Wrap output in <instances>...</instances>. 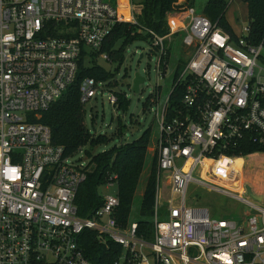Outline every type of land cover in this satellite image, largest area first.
I'll return each instance as SVG.
<instances>
[{
	"label": "built area",
	"instance_id": "1",
	"mask_svg": "<svg viewBox=\"0 0 264 264\" xmlns=\"http://www.w3.org/2000/svg\"><path fill=\"white\" fill-rule=\"evenodd\" d=\"M137 12L130 0H0V264H90L79 244L84 229L121 247L113 264H264V205L244 194L243 163L235 165L243 156L237 152L264 145V45L246 40L248 24L245 35L233 37L191 6L168 12L162 35L138 27L156 49L158 75L167 69L174 35L191 51L155 112L152 238L117 221L116 192L100 195L91 217L77 214L88 161L72 162L74 154L65 156L48 126L32 118L66 93L80 59L89 62L117 24L138 26ZM103 84L84 77L81 101ZM179 85L182 95L170 107ZM118 91L109 96L113 106ZM113 184L116 175L104 186ZM162 184L169 195L160 220ZM191 184L233 197L247 211L240 220L211 217L207 208L186 204Z\"/></svg>",
	"mask_w": 264,
	"mask_h": 264
},
{
	"label": "trees",
	"instance_id": "2",
	"mask_svg": "<svg viewBox=\"0 0 264 264\" xmlns=\"http://www.w3.org/2000/svg\"><path fill=\"white\" fill-rule=\"evenodd\" d=\"M193 1L187 0L186 3L188 6H192ZM130 2L138 9V26L129 23L117 24L99 50L91 53L89 62L80 59L75 83L60 99L47 109L40 111L39 116L32 119L48 126L52 143L62 146L65 156H71L81 148H85L84 153L89 159V169L75 197L77 214L81 217H91L94 210L102 204V198L97 192V188L103 185L110 176L116 175V193L119 199V205L115 210L117 221L124 227L129 223H135L138 235L143 236L145 239H151L153 236L152 217L156 197L157 151L152 156L150 169L136 210V217L131 218L133 198L143 170L144 159L151 137L150 129L144 130L136 139L129 142L120 140L121 142L118 145H113L108 150L93 154L90 151L93 144L96 142L103 143L107 138L104 136L105 134L93 136L85 126L84 103L80 99L79 92V84L84 77L93 78L95 82H108L110 88L116 85V81L111 80L113 75H110L101 65L97 64L95 58L100 53L106 52L109 55V61L121 63L124 58V50L128 44L136 40L150 41V35L144 31H139V26L152 29L162 35L167 31L166 14L183 5L176 4L177 0H141L139 2L130 0ZM243 2L247 6V24L249 27L246 40L255 45L259 43L264 45V0H243ZM226 7L225 0H206L201 13L211 21L217 22L234 37V32L225 18ZM169 55L170 48H167L164 57L166 62H168ZM186 62L187 59L184 58L176 62L172 86L179 70ZM182 92L183 88L180 85L173 89L170 95V107L178 103ZM116 95L117 105L114 107L126 111L129 100L126 98L125 93L118 91ZM152 97L154 96L151 95L146 104L150 102L149 100ZM116 136L119 138L122 136L121 124ZM87 143L88 147H85ZM237 153L243 156L264 153V145L251 144ZM237 160L241 164L244 162L243 158ZM250 185L253 184L250 181L246 182L245 179L243 182L244 194L249 199L264 205V194L262 195L260 191H257L256 187L252 190ZM262 197L263 199H261ZM79 244L83 256L90 264H113L114 259L121 251V247L112 241L108 242L107 245L98 241L96 232L91 229L82 231Z\"/></svg>",
	"mask_w": 264,
	"mask_h": 264
},
{
	"label": "rangeland",
	"instance_id": "3",
	"mask_svg": "<svg viewBox=\"0 0 264 264\" xmlns=\"http://www.w3.org/2000/svg\"><path fill=\"white\" fill-rule=\"evenodd\" d=\"M139 1L141 0H134V2ZM186 1L184 0L185 5H187ZM205 1H193L192 8L196 13L202 11V6ZM225 1L227 3L225 16L230 21L235 35H245V32L242 33V30L247 26L248 22L246 3L243 0ZM165 44L167 45V41ZM168 47L170 48V55L164 75H158L156 71L158 54L148 40H136L128 44L124 50V58L121 63L106 60L98 55L95 58V62L101 65L110 75H113L111 80H115L117 84L110 88L108 82H104L103 86L101 85V90H97L95 97L84 104V123L87 129L93 136L105 134L104 136L107 138L103 143L96 142L93 144L90 149L93 154L108 150L113 145H118L121 142L120 140L129 142L136 139L144 130L147 128L150 129L151 137L149 146L133 198L131 209L132 219L136 217V210L150 169L152 156L156 152V137L158 134V124L155 117L156 108H161L164 99L170 91L176 62L179 59H188L191 54V51L182 45L179 35H176L172 39ZM140 54H142V57L138 59ZM260 63L262 62L260 61ZM262 66L264 67V63ZM136 72L145 78L144 82L139 85L138 92H134L131 89L132 79ZM117 90L124 92L126 98L129 100L126 111L118 110L108 100L111 92ZM151 95L154 97L146 104ZM156 95H158V100L155 98ZM120 124L122 125V136L119 138L116 135L119 131ZM85 147H88V143ZM84 149L82 148L80 151H77L70 160L74 163H86L89 161L84 153ZM242 158L244 160L241 172L242 182L245 179L246 182L250 181L255 185H250V188L254 190V187H256L257 191H260L263 195L264 153H258L252 156L245 155ZM116 189V184L108 187H105L103 184L97 188V192L100 195L114 194ZM168 195L167 185L162 184L160 200H163V202L159 208L160 220H163L165 218L163 215H166V205L163 203H165L164 199ZM237 195L240 194L237 193ZM185 202L194 207L207 208L211 217L240 220L247 211L246 207L233 197L193 184L188 187Z\"/></svg>",
	"mask_w": 264,
	"mask_h": 264
},
{
	"label": "water",
	"instance_id": "4",
	"mask_svg": "<svg viewBox=\"0 0 264 264\" xmlns=\"http://www.w3.org/2000/svg\"><path fill=\"white\" fill-rule=\"evenodd\" d=\"M142 57V54L139 55L138 59H140ZM145 80V78L141 75H139L137 72L134 74L133 79H132V85H131V89L134 92H138L139 91V85L141 83H143ZM247 186V185H246Z\"/></svg>",
	"mask_w": 264,
	"mask_h": 264
},
{
	"label": "crops",
	"instance_id": "5",
	"mask_svg": "<svg viewBox=\"0 0 264 264\" xmlns=\"http://www.w3.org/2000/svg\"><path fill=\"white\" fill-rule=\"evenodd\" d=\"M177 2L179 3V4H183V5H185V3H184V0H177ZM185 6H188V5H185ZM192 7V6H191ZM201 13V12H200ZM225 18H226V20H227V22H228V24L230 25V27H231V29H232V25H231V23H230V21L228 20V18L225 16ZM233 30V29H232ZM234 32V31H233ZM235 34V33H234ZM166 210V209H165ZM166 215H167V211H166ZM166 215H163L164 217H166Z\"/></svg>",
	"mask_w": 264,
	"mask_h": 264
},
{
	"label": "bare ground",
	"instance_id": "6",
	"mask_svg": "<svg viewBox=\"0 0 264 264\" xmlns=\"http://www.w3.org/2000/svg\"><path fill=\"white\" fill-rule=\"evenodd\" d=\"M235 165L237 167V169H239L240 165H241V162L239 160H236L235 161Z\"/></svg>",
	"mask_w": 264,
	"mask_h": 264
}]
</instances>
